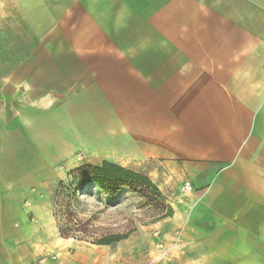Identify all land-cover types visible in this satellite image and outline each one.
Wrapping results in <instances>:
<instances>
[{
	"label": "crops",
	"instance_id": "crops-1",
	"mask_svg": "<svg viewBox=\"0 0 264 264\" xmlns=\"http://www.w3.org/2000/svg\"><path fill=\"white\" fill-rule=\"evenodd\" d=\"M10 1L35 43L0 76V264L91 263L44 198L83 153L191 186L183 264H264V0Z\"/></svg>",
	"mask_w": 264,
	"mask_h": 264
},
{
	"label": "rangeland",
	"instance_id": "rangeland-1",
	"mask_svg": "<svg viewBox=\"0 0 264 264\" xmlns=\"http://www.w3.org/2000/svg\"><path fill=\"white\" fill-rule=\"evenodd\" d=\"M0 1V76H4L29 52L35 40L28 27L13 18L14 3L7 2L5 9L4 0ZM78 155L83 160L75 158V168L44 195L59 235L91 253L90 264H183L180 225L191 195L183 192L185 183L180 178L167 177L158 163L122 160V167L148 177L160 195L140 186L125 187L111 195L92 183L81 185L77 174V170L101 164L110 156ZM110 235L127 238L110 246L96 244ZM174 244L178 245L175 250Z\"/></svg>",
	"mask_w": 264,
	"mask_h": 264
},
{
	"label": "trees",
	"instance_id": "trees-1",
	"mask_svg": "<svg viewBox=\"0 0 264 264\" xmlns=\"http://www.w3.org/2000/svg\"><path fill=\"white\" fill-rule=\"evenodd\" d=\"M77 174L80 175L79 183L81 185L92 183L111 195L116 194L122 188L135 186L145 187L155 195H160V191L148 177L111 162H103L100 166L83 167L77 170ZM171 214L172 212L170 211L167 216L169 217ZM63 237L66 238L64 235ZM126 238V235H110L99 239L96 244L99 246H110Z\"/></svg>",
	"mask_w": 264,
	"mask_h": 264
},
{
	"label": "built area",
	"instance_id": "built-area-1",
	"mask_svg": "<svg viewBox=\"0 0 264 264\" xmlns=\"http://www.w3.org/2000/svg\"><path fill=\"white\" fill-rule=\"evenodd\" d=\"M76 159H77V161H82L83 157H82V155H78V156H76ZM191 191H192L191 186L189 184H185V186L183 188V192L185 194H187V193H191Z\"/></svg>",
	"mask_w": 264,
	"mask_h": 264
}]
</instances>
